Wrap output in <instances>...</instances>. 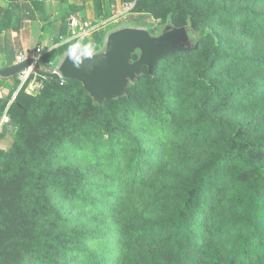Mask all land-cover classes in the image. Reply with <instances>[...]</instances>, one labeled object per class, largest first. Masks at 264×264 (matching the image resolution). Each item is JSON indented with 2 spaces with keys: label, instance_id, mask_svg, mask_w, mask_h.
<instances>
[{
  "label": "trees",
  "instance_id": "16d2710c",
  "mask_svg": "<svg viewBox=\"0 0 264 264\" xmlns=\"http://www.w3.org/2000/svg\"><path fill=\"white\" fill-rule=\"evenodd\" d=\"M92 1L96 15L103 18L102 0ZM170 1L137 0L133 11L154 15L157 7ZM17 9L19 4L13 5L0 18V31L11 28ZM219 14L245 19L264 40V11L254 6L235 11L216 7L202 18L190 10L192 19L183 33L163 35L155 41H135L129 56L132 78L139 69L148 75L151 70L160 71L169 61L201 55L203 45L210 42L208 60L197 70L192 83L193 90L204 91V96L196 106L195 118L187 121L183 130L195 139H207L214 133L221 137L226 131L228 134L187 179L168 189L172 202L158 218L135 214L134 225L125 223L119 228L125 247H139L127 264H264V131L253 135V120L236 122L212 112L216 107H231L239 98L250 101L264 97V53L247 59L259 76L237 81L210 77L222 61L236 62V57L227 52L233 42L211 23V18ZM70 34L63 31L62 38ZM70 48L79 49L76 40L52 47L40 57L27 82L34 79L43 83L37 95L18 90V75L11 77L9 84L0 83L7 84V99L14 96L9 116L17 128L9 149L0 150V264H27L33 258H48L51 264H59L53 255L69 250L36 224L37 218L56 214L49 186L64 190L68 199L79 198L75 192H81V177L76 183L65 181L73 173L58 167L59 149L83 150L91 145L97 155L103 141H107L112 167L118 173L122 164L112 145L113 138L128 134L135 143L125 169L131 178L128 193L158 161V154L142 145L140 137L121 122V113L128 108L125 104L139 97L143 84L129 88L130 78L125 79L122 88L128 87V96L114 98L94 95L86 84L82 85L84 80L68 78L62 82L52 68ZM137 52L139 59L134 64ZM7 134L5 124L0 141ZM226 189V198L213 205ZM109 194L118 198L121 193L117 189ZM89 204L102 202L92 196ZM81 236L77 234V238ZM99 236L103 244L110 243L104 233ZM78 250L84 253L87 264H111L96 250ZM224 250L227 256L222 255Z\"/></svg>",
  "mask_w": 264,
  "mask_h": 264
},
{
  "label": "rangeland",
  "instance_id": "374dc122",
  "mask_svg": "<svg viewBox=\"0 0 264 264\" xmlns=\"http://www.w3.org/2000/svg\"><path fill=\"white\" fill-rule=\"evenodd\" d=\"M6 1L7 5H14L21 0ZM86 3L87 1L84 0L83 4H68L66 7L68 11L75 10L76 6L87 9L89 15L85 17L87 19L85 20L92 25V31L84 40H76L79 45V49H75L76 53L103 51L106 53L110 44L109 39L116 32L123 30L145 32L152 39L164 33L183 32L192 19L190 10L197 11L199 18L216 7L235 11L254 6L264 11V0H171L170 3L157 7L154 15L129 14L134 12L133 8L137 0H110L111 12L108 16L101 18L96 15L93 5ZM127 3H133V7L126 9ZM125 9L127 13L120 15L119 13ZM211 23L233 42L227 52L236 57V62L230 64L222 61L209 76L226 77L232 81L249 80L259 76L256 70L251 69V64L247 61L264 53V40L259 37L258 32L250 28L245 19L234 20L227 14L212 17ZM66 39L60 38L54 47L66 43ZM210 49L211 43L207 42L202 47L201 55L196 54L188 60L169 61L160 67V71L151 70L148 75L139 69L130 78L129 88L140 83L143 86L138 91L139 97L136 96L130 103L125 104L128 108L121 113V122L126 125L129 132L140 137L142 145L159 156L157 164L147 172L133 192L128 193L131 178L125 172L129 156L135 147L133 139L128 134L116 135L113 138L112 145L116 147L122 164L118 173L115 172L116 168L112 167L109 157L110 144L107 141H103L105 144L97 155L94 154L91 145H87L83 150L72 147L59 149L58 167L73 173L70 179L65 181L76 183L79 177L83 181L80 194L78 191L75 192L79 198L75 199H68L64 190L49 186L48 194L56 214L44 215L36 219L37 225L50 231L49 233L55 235L56 239L69 249L66 254L53 255L59 264H87L84 253L78 250L83 247L96 250L104 257V260L111 261V264L130 262L139 247H125L119 228L125 223L134 225L135 214L158 218L162 210L172 202L168 189L187 179L200 161L210 154L215 146L223 142V138L228 134L227 131L221 137L214 133L207 139H195L189 132L185 133L183 130L185 123L195 118L196 106L204 96V91L193 90L192 83L197 70L208 60ZM68 54L69 52H66L59 57L53 67L60 65ZM138 56L139 52L134 63L138 62ZM27 82L22 85L20 81L18 90L23 89L30 95H37L43 87V83L34 79L28 84ZM86 83L87 81L84 80L82 85ZM111 95L114 98L127 97L128 87L115 91ZM10 107L11 104L5 112L8 115ZM212 112L216 116L236 122L246 123L253 120V135L264 131V97L250 101L239 98L231 107H216ZM6 124H8V140L0 145L2 151L9 149L17 131L10 116ZM117 189L121 193L118 198L109 196L110 192ZM226 195L227 189L222 198L214 199L213 205L220 203ZM92 196L101 199L102 204L97 206L89 204ZM94 233L97 234L91 236ZM100 233L109 237V244L99 241ZM77 234L82 236L77 238ZM230 237L232 238L233 235ZM205 238L209 239V235L206 234ZM222 255L227 256V251L224 250ZM27 264L51 263L48 258H33Z\"/></svg>",
  "mask_w": 264,
  "mask_h": 264
},
{
  "label": "crops",
  "instance_id": "0c3cea01",
  "mask_svg": "<svg viewBox=\"0 0 264 264\" xmlns=\"http://www.w3.org/2000/svg\"><path fill=\"white\" fill-rule=\"evenodd\" d=\"M33 1H37V5H34ZM86 1L87 5H93L92 0ZM83 2L84 0H21L15 2L14 5L19 4V9H17L11 28L0 31V70L14 65L20 51L34 50L37 47L50 49L56 46L55 43L62 38L63 31L71 33L69 25L71 17L76 16L85 20V17L89 15L87 9L68 11L67 5H80ZM109 2L110 0H102L104 16H108L111 12ZM12 6V4L7 5L6 0H0V18ZM131 13L137 12L129 14ZM126 17L129 16L126 15ZM3 81L9 84L11 77L0 75V83ZM5 85H0V131L5 125L2 123V117L14 99V96L12 99H7L8 89ZM7 140L6 135L0 141V145L6 143Z\"/></svg>",
  "mask_w": 264,
  "mask_h": 264
},
{
  "label": "water",
  "instance_id": "95a60500",
  "mask_svg": "<svg viewBox=\"0 0 264 264\" xmlns=\"http://www.w3.org/2000/svg\"><path fill=\"white\" fill-rule=\"evenodd\" d=\"M179 33H164L161 36L176 35ZM160 37L152 39L145 32L137 30L119 31L109 39L110 44L106 53H104V51L86 53L75 52L74 55L79 62V68L74 67L73 60L68 54L67 58L59 65V69L65 79L86 80L87 88L92 91L94 95L113 97L111 94L115 91H121L123 89L124 80L130 78L129 71L132 66L129 62V56L133 50L135 41H144L145 39L146 41H155ZM33 63L34 59H26L23 62L1 69L0 75L4 77L19 75L21 72L31 67Z\"/></svg>",
  "mask_w": 264,
  "mask_h": 264
},
{
  "label": "built area",
  "instance_id": "2783aa9c",
  "mask_svg": "<svg viewBox=\"0 0 264 264\" xmlns=\"http://www.w3.org/2000/svg\"><path fill=\"white\" fill-rule=\"evenodd\" d=\"M126 7H125L126 9L133 7V3H127ZM126 9L119 14L123 15V13H127ZM69 25L71 27V34L69 35V37H67L66 42H69L72 40H77V39L84 40L88 36V34L92 31V25L88 21L83 20V19L76 17V16H73L69 19ZM47 50L48 49H46V48L37 47L34 50L20 51L18 53V55L16 57V63L15 64L23 62L29 58L34 59V63L31 65V67H29L27 70L21 72L18 75V78L22 82V85L27 82L32 71L34 70V67L38 63L40 57ZM52 73L57 75L61 79L62 82H65L67 80L62 76L61 71L59 69V65H56L52 68ZM40 83H42V82L40 81ZM8 120H9V115L5 113L2 117V123L6 124L8 122Z\"/></svg>",
  "mask_w": 264,
  "mask_h": 264
},
{
  "label": "clouds",
  "instance_id": "9594fccd",
  "mask_svg": "<svg viewBox=\"0 0 264 264\" xmlns=\"http://www.w3.org/2000/svg\"><path fill=\"white\" fill-rule=\"evenodd\" d=\"M68 52H69L70 58L73 60L74 67L79 68L80 67L79 62H78V60H76L75 55H74L75 54V48H70L68 50Z\"/></svg>",
  "mask_w": 264,
  "mask_h": 264
}]
</instances>
